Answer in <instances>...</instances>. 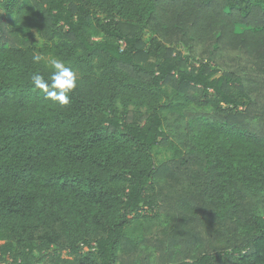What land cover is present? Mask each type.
I'll return each mask as SVG.
<instances>
[{
    "label": "trees",
    "instance_id": "1",
    "mask_svg": "<svg viewBox=\"0 0 264 264\" xmlns=\"http://www.w3.org/2000/svg\"><path fill=\"white\" fill-rule=\"evenodd\" d=\"M0 264H264V0H0Z\"/></svg>",
    "mask_w": 264,
    "mask_h": 264
},
{
    "label": "clouds",
    "instance_id": "2",
    "mask_svg": "<svg viewBox=\"0 0 264 264\" xmlns=\"http://www.w3.org/2000/svg\"><path fill=\"white\" fill-rule=\"evenodd\" d=\"M44 57L34 55V62L39 63ZM51 69L49 77L46 79L40 73H34L31 76V82L34 87L40 90L45 99L53 104L67 106L71 102V93L78 87L77 72L63 60L52 58L47 61Z\"/></svg>",
    "mask_w": 264,
    "mask_h": 264
},
{
    "label": "rangeland",
    "instance_id": "3",
    "mask_svg": "<svg viewBox=\"0 0 264 264\" xmlns=\"http://www.w3.org/2000/svg\"><path fill=\"white\" fill-rule=\"evenodd\" d=\"M37 42H38V44H42L45 42V40L39 36ZM124 260H125V262L127 261V256L124 257Z\"/></svg>",
    "mask_w": 264,
    "mask_h": 264
}]
</instances>
